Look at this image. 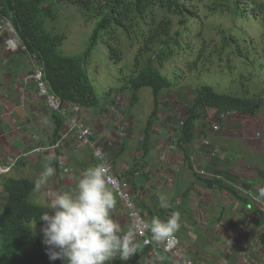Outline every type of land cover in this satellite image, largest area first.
<instances>
[{"label": "rangeland", "instance_id": "obj_1", "mask_svg": "<svg viewBox=\"0 0 264 264\" xmlns=\"http://www.w3.org/2000/svg\"><path fill=\"white\" fill-rule=\"evenodd\" d=\"M236 1L237 0L185 1L188 6L198 9L197 18L188 24L187 29H183L179 26V19L177 16H172L173 25L171 33L174 34L178 28L183 29L182 35L179 39L184 43H189L188 49H186L187 51H184L185 53L182 54V58L193 60L198 54H202L200 61L197 63L199 64L198 66H200V64L211 65L207 68L198 67L197 69L190 71L187 77L182 79L180 85L174 87L171 91L162 92L159 103V117H157L159 121L155 126L154 132L160 134V131H163L164 134H166L164 138L160 137L161 134L157 135L159 137V139L158 137L157 139L160 141L163 139V142L168 144L169 148L165 151L164 159L169 162L174 161L171 165L174 170H176V168L178 170L181 168V165L179 167L176 161L181 162V160H183L184 166L180 169V172H188V170L191 169L194 174L207 179V182L214 180L215 176H221L223 173V167L224 171L227 167L225 165L226 162L233 166V172L230 174V178L238 177L240 175L238 173L240 172L238 168H236L237 166H235L233 158L229 156L219 157L217 155L221 148H225L228 145L231 146V144L234 143L236 146L234 151H236L237 155L241 157L243 156L242 149L245 145L248 149V153L245 154L244 157L252 158L256 161V165L250 170V172H248L243 183L245 186H252H249V189L254 190L255 187L257 188V186L264 185V109H262L261 112H258L255 117L243 116V114L231 116L227 113L223 114L222 111L217 110L216 112L213 110L210 111V115L207 118H202L201 120L199 119L196 121L193 125L195 133L194 142H191V144L184 143V149L189 156L190 163L185 162V156L183 155L182 150L176 148L175 143L172 141L178 140V137L176 136L177 134L174 135L172 132L173 130L175 132L178 131L177 125H179V122L188 115L197 87L208 84L211 85L216 92L246 95L249 97L261 93L262 88H264V0H238L240 1V12L237 15L234 10ZM51 2L55 9L56 17L47 19L46 28L52 33L64 34V36H67L60 46V50L64 54L82 56L90 46V38L98 21L97 13L85 10L80 5L68 0H63L62 2L51 0ZM219 4L220 6H217ZM222 4L225 6L223 7ZM214 6H217L218 9H212ZM222 30L227 34L233 32L238 40L232 42V44L235 43L237 46L234 47L237 49V54L232 53L230 56L231 63L228 64H234V67L231 68V73L230 69L227 67V53L234 50L232 48H227V53L224 52L221 57L218 56L217 49L221 48L222 41H224L222 38ZM171 43L173 45L172 41ZM230 46L229 43V47ZM238 47L241 48V51L246 53L247 59L241 57V53L238 52ZM4 48L7 52L19 55L28 54L30 56H28L30 64H34V61L37 60L35 57L31 56L34 54L30 53L28 49L27 51H22L20 49L11 50L6 46H3L0 53ZM138 50L139 49L137 48L136 50L128 49L123 58L119 62H116L111 59L107 45L103 41H100V43L91 51L85 65L86 73L98 94L100 102L102 103L101 106L104 105L101 111H108L104 116L107 119V122H110L109 119H114L116 111L119 112V115L123 113L125 114V111H122L123 106L127 108L126 113H129L130 115L129 119L131 121L132 131L135 129L134 139L131 142H136L139 131L140 136L143 137L147 120L155 109L156 104L152 88L143 87L139 92V101L132 105L131 108L130 89L125 91H119V89H117V92H119L122 97L121 100H115L114 102L109 100V103H107V100L112 99V96L109 94L111 89H115V87L118 88L120 86L119 83H128L130 81L135 67V64H133V58ZM187 52H191V55ZM181 62L182 61L176 60L174 61V64ZM182 66L186 67L185 65ZM169 67L172 66L168 65L167 68ZM163 72H167V70L164 69ZM229 88H232V90ZM114 96L115 95H113V97ZM106 103L109 105L106 106ZM110 111L112 113H110ZM53 114L57 113L53 112ZM118 117L119 116L117 115L116 118ZM223 117L225 118L224 123H219L221 127H224L222 132H225L227 127L230 130L226 135L224 134L219 136V138H215L212 133L213 127L216 126L220 118ZM244 119L256 129L245 133L244 131H241L237 125L240 126ZM101 121H103V117ZM259 132L261 133L260 136L258 134ZM107 134L105 133V136H107ZM237 137H240V139H237ZM158 149L161 151L163 150V148ZM138 152L133 154L132 158L130 154H127L124 156V158H126L124 160L130 161L129 159L141 157L142 151L140 150L139 154ZM9 156L10 155L6 156V158ZM25 158L26 157L23 159ZM114 159L113 155L112 162H114ZM19 162L20 161H18L13 167L15 168L17 166L15 171L0 173V215L4 211V206L7 200V195L2 188V183L6 176L10 174L15 178L24 177L37 181L44 169L43 164L40 166V169L37 167V164H41V161H27L28 165L25 167H23L24 165L19 166ZM71 165L74 166L72 160ZM120 170L121 173L118 171L116 172L120 174L122 179H125L122 177L125 170ZM78 171H80L79 168ZM78 171L76 172L74 168H71V171H63L64 175L66 173L68 174L67 177L64 178H54L55 176L53 175L48 179L45 186L40 190L35 189L33 191L30 195L31 202L37 205H42L46 209V205L52 197H49L48 194L52 191L54 196L55 193L53 190L57 193L69 191V185H67L69 184L68 182H78L80 179V176L77 174ZM58 174L60 173L58 172ZM59 176H61V174ZM57 183H62L65 189H59V184L57 185ZM75 188L76 185H73V189ZM244 189V186L239 189L236 188L237 193L235 194H237V198L240 199L243 197L240 193L243 194ZM248 203L246 209L252 211L255 216L254 218H257L255 215V210L257 209L260 210V212H263V216L260 215V217L264 219V200L256 201L251 198ZM46 211L50 214L52 213V210L50 209H46ZM251 222L253 223V220ZM30 227L32 231L43 240V234L41 232L42 225L32 222L30 223Z\"/></svg>", "mask_w": 264, "mask_h": 264}, {"label": "trees", "instance_id": "obj_2", "mask_svg": "<svg viewBox=\"0 0 264 264\" xmlns=\"http://www.w3.org/2000/svg\"><path fill=\"white\" fill-rule=\"evenodd\" d=\"M68 1L97 13L98 21L90 38V46L82 56L64 54L60 46L67 36L52 33L46 28L47 19L56 17L51 0H0V7L15 25L29 52L40 58L50 85L64 101L88 108L101 106L102 103L85 69L87 58L100 41L107 45L111 59L116 62L123 58L128 49H139L133 58L135 67L130 81L119 83L120 86L111 89L109 94L112 96L114 92L117 93V89L119 91L130 89L131 108L139 101V92L143 87L152 88L156 106L144 128L145 133L142 139V156L144 157L151 151L155 126L159 121L157 117H159L162 92L171 91L180 85L190 71L211 65L198 66L197 63L202 54H198L193 60L182 58L189 43H184L179 37L183 29H187L188 24L197 18L198 9L188 6L185 2H193V0ZM217 6L212 9H218ZM239 6L240 1L237 0L234 8L236 15L240 12ZM172 16L178 17L179 26L183 28H178L174 34L171 33ZM222 32L224 41L221 48L217 49L218 56L221 57L227 48L234 50L230 53L226 52L228 64L231 63V54H237V49L234 48L237 46L232 42L238 40L233 32L229 34L224 30ZM238 52L243 59H247L246 53L239 47ZM187 53L191 55V52ZM176 60L182 62L174 64ZM168 65L172 67L167 68ZM227 67L231 73L234 64H228ZM164 69L167 72H163ZM229 89L232 90V88ZM262 109H264V88L261 93L249 97L216 92L208 84L197 87L188 115L180 121L181 129L178 127L182 131L179 148L184 150L185 162L190 163L183 144L194 142V123L199 119L207 118L210 111H237L255 115ZM54 121L55 138H57L59 131L63 128V120L59 115L54 114ZM56 165L59 167L58 160ZM239 177L244 180L242 176ZM218 179L219 186L224 187L223 182ZM35 182L31 178L11 176L3 180L2 188L7 195V200L4 211L0 215V264H65L60 259L49 260L47 246L30 227L32 222L43 225V221L38 218L42 212L46 211L45 207L34 204L30 200V195L35 190ZM235 184L239 187L243 185ZM227 187L235 193V186Z\"/></svg>", "mask_w": 264, "mask_h": 264}, {"label": "crops", "instance_id": "obj_3", "mask_svg": "<svg viewBox=\"0 0 264 264\" xmlns=\"http://www.w3.org/2000/svg\"><path fill=\"white\" fill-rule=\"evenodd\" d=\"M24 55L7 52L5 48L0 53V161H5L6 156H13L19 150L60 143L51 153L30 155L19 160L21 162L19 166H27V161L30 160L41 161L37 167L40 169L42 164H50L55 169L54 178L67 177L68 174L63 173V171L67 172L66 168L70 170L74 168L76 172L79 168L77 174L81 177L84 170L96 165L93 149L89 146H76L71 140L63 141L60 132L55 138L53 112L47 107L45 100L38 96L33 81L25 80V77L33 72V64H30V56ZM21 91L26 93L22 107L19 104ZM107 103L106 106L109 105ZM103 106L84 108L87 123L97 127L100 132L98 140L102 144H106L111 150L115 148L113 153L115 158L113 161L117 167L115 169L119 173H121L120 169L125 170L122 177L132 184L137 207L147 214L149 221L153 217L166 220L171 214L178 213L181 217V227L176 236L183 248L188 247L186 256L193 259L196 264H264V219L260 217L263 214L256 209L257 218H254L252 211L246 209L251 198L239 199L237 194L227 189V186H235L237 189L244 186L245 189H249L250 185L245 186L239 176L245 178L250 171L240 172L238 177L230 178L233 166L226 162L227 167L225 171L223 167V173L219 176L224 184V187H221L215 180L207 182V179L194 174L191 169L188 172H180L184 166L183 160L176 161L181 168L174 170L171 166L174 161L169 162L164 159L167 143L163 142V139L158 140L157 135L161 134V138L165 137L163 131H160V134L154 132L150 153L144 157L129 159L131 162L125 161L124 156L127 154L132 158L133 154L142 151L143 137L140 136L139 131L136 142H131L135 135L133 127L132 134L130 131L126 138L119 139L120 120L124 117L121 114L119 116V112L116 111V116L119 117L115 116L113 120L109 119L110 122H107L104 116L108 111L102 112ZM125 115L130 116L126 112ZM102 117L103 121H101ZM104 132L108 133L107 136ZM34 133L37 136H34ZM227 133L228 129L221 135ZM234 148L236 146L232 143L231 146L221 148L220 151L223 152L224 157L232 155L236 159L240 156ZM242 152L241 157L248 153L245 145ZM57 160L59 167L56 165ZM71 160L75 167L71 165ZM15 168L11 171H15ZM10 176L8 174L6 177ZM68 183V190H74L73 185L77 182ZM235 183L243 185L237 187ZM57 185L59 189H65L62 183ZM160 195L167 197L166 208L159 207ZM48 196L53 197V192L51 191ZM115 199L116 205L111 211V216L121 225L122 230L127 232L132 228L131 220L116 195ZM148 249L151 250V248L146 250ZM159 257L163 259L157 261ZM177 263L179 261L171 254L165 252L159 254L153 250L143 260V264ZM105 264L131 263L129 260L123 261L116 257Z\"/></svg>", "mask_w": 264, "mask_h": 264}, {"label": "clouds", "instance_id": "obj_4", "mask_svg": "<svg viewBox=\"0 0 264 264\" xmlns=\"http://www.w3.org/2000/svg\"><path fill=\"white\" fill-rule=\"evenodd\" d=\"M113 95L115 96L113 97ZM113 95L112 99L107 101L114 102L120 94L117 92ZM224 113L231 116L239 114L256 116V114L237 111ZM224 121V117L218 121L216 126H219V129L215 130V126L213 127L212 133L215 138H219L223 133L224 127H221L219 123L223 124ZM179 125L177 127L180 128ZM237 127L244 133L256 129L248 124L246 119L242 120V124ZM172 133L177 134L178 140L172 141L176 148L180 149L179 138L182 137V131L178 129L177 132L173 130ZM258 134L261 135L260 132ZM167 146L168 144H166ZM168 148L169 146L165 151ZM217 156H223V152L220 151ZM231 158L235 161L234 164L239 172L250 171L256 165V161L252 158L236 157L235 159L232 155ZM101 159L103 158L101 157ZM54 174L55 169L50 164H45L39 179L35 182V189L40 190ZM218 178L219 176L214 178L216 183ZM115 188V181L109 176L108 168L104 163H98L83 171L74 190L58 192L49 199L46 209L52 210V213L44 211L38 218L43 221L42 243L47 246L46 252L49 260L60 259L65 264H105L116 257L126 261L138 252L140 245L137 242V234L139 230L129 228L127 232H124L121 225L111 216V211L116 205ZM243 193L245 194L243 198L250 197L256 201L264 200V185L255 187L254 190L244 189ZM159 207H167L166 196H159ZM142 227L151 233L153 242L165 245L164 250L160 249V254L170 250L168 242L175 239L176 233L181 227V217L178 213L171 214L166 220L153 217L150 222L143 223ZM179 247L183 248L180 243ZM162 259L163 257H159L157 261Z\"/></svg>", "mask_w": 264, "mask_h": 264}, {"label": "built area", "instance_id": "obj_5", "mask_svg": "<svg viewBox=\"0 0 264 264\" xmlns=\"http://www.w3.org/2000/svg\"><path fill=\"white\" fill-rule=\"evenodd\" d=\"M3 46L11 50L27 51V45L22 38L18 35V32L12 22L3 14L0 8V51ZM37 60L33 64V72L25 77L26 81H33L38 96L45 100L47 107L54 113L59 114L63 118V130L60 132L63 141L71 140L76 146H89L93 149L94 159L96 164L104 163L108 168V174L115 181V194L118 197L123 208L126 209L129 219L132 223V228L138 229L137 242L140 247L138 252L130 257L128 260L131 264H143L145 257L153 250L159 253L160 249L164 250V244H156L151 239V233L143 229V223L150 222L147 218V214L137 207V203L132 191V184L125 179H122L120 174L116 172L114 162H112V156L115 148L111 150L106 144H102L98 138L100 132L97 127L87 123V117L84 107L80 104L64 101L53 90L46 77L44 64L40 61L37 55H31ZM121 95L117 96V100H121ZM26 100V93L20 92V107L24 105ZM122 111L127 112V108L123 106ZM122 118L119 139H124L130 131H132L131 121L124 113L121 114ZM119 115V116H121ZM215 130L219 129V126L214 127ZM34 136H37L34 133ZM60 143L55 145L48 144L47 146H37L33 149L19 150L15 155L9 156L5 161H0V173H8L18 163L19 160L24 157L38 156L43 153H51L55 147H58ZM119 151V149H118ZM101 157L103 159H101ZM62 163V162H61ZM67 171H71L66 168ZM204 173V171H203ZM111 187V186H110ZM179 238L175 236V239L168 242L169 251H165L177 259V264H195L194 260L186 256L188 247H179ZM147 248H151L146 250ZM124 261V260H123Z\"/></svg>", "mask_w": 264, "mask_h": 264}, {"label": "bare ground", "instance_id": "obj_6", "mask_svg": "<svg viewBox=\"0 0 264 264\" xmlns=\"http://www.w3.org/2000/svg\"><path fill=\"white\" fill-rule=\"evenodd\" d=\"M220 180V179H219Z\"/></svg>", "mask_w": 264, "mask_h": 264}]
</instances>
